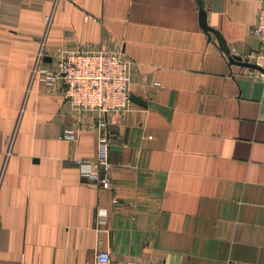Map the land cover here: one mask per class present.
I'll return each mask as SVG.
<instances>
[{"label": "crops", "instance_id": "0c3cea01", "mask_svg": "<svg viewBox=\"0 0 264 264\" xmlns=\"http://www.w3.org/2000/svg\"><path fill=\"white\" fill-rule=\"evenodd\" d=\"M203 4L231 53L260 47L264 0ZM82 42L121 50L145 101L105 129L109 188L75 163L96 157L97 113L32 74L40 50L51 66ZM100 249L117 263L264 264V79L202 29L197 0H0V264H90Z\"/></svg>", "mask_w": 264, "mask_h": 264}, {"label": "built area", "instance_id": "2783aa9c", "mask_svg": "<svg viewBox=\"0 0 264 264\" xmlns=\"http://www.w3.org/2000/svg\"><path fill=\"white\" fill-rule=\"evenodd\" d=\"M253 32L260 38L261 45L243 55V61L256 64L260 69L246 67V74L252 79H264V7L259 11ZM43 50L37 54L32 74L40 72L48 85L59 88L77 112L93 111L98 115L101 132L97 138L96 157L75 159L82 177L100 182L103 188L110 187L109 134L105 131L118 114L130 103L131 61L121 50L95 48L87 43H78L70 48L60 49L55 55L54 65H41ZM81 129L79 121L65 126L61 137L69 140L77 138ZM13 142V134L6 138V154ZM98 216L105 217L99 210ZM90 264H145L139 258H129L114 262L107 249L94 253Z\"/></svg>", "mask_w": 264, "mask_h": 264}, {"label": "water", "instance_id": "95a60500", "mask_svg": "<svg viewBox=\"0 0 264 264\" xmlns=\"http://www.w3.org/2000/svg\"><path fill=\"white\" fill-rule=\"evenodd\" d=\"M197 3H198V7H199V24H200V26L208 34L209 37H211V34H214L216 36L220 48L228 55L230 62L240 64V65H243L246 67H252V68L260 69V67L256 64L243 61L241 59V57H242L241 55H237V54L230 52V49L228 48L226 41H225L224 37L222 36V34L218 30L214 29L213 27H211L207 24L206 11L204 9L203 0H197ZM130 99L139 103V104H145V101L135 94H130Z\"/></svg>", "mask_w": 264, "mask_h": 264}]
</instances>
